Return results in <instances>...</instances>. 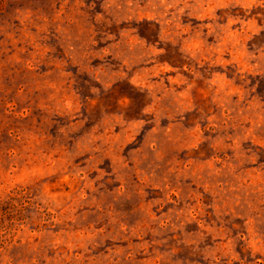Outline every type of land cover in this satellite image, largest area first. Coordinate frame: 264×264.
Instances as JSON below:
<instances>
[{"label": "rangeland", "instance_id": "obj_1", "mask_svg": "<svg viewBox=\"0 0 264 264\" xmlns=\"http://www.w3.org/2000/svg\"><path fill=\"white\" fill-rule=\"evenodd\" d=\"M0 264H264V0H0Z\"/></svg>", "mask_w": 264, "mask_h": 264}]
</instances>
